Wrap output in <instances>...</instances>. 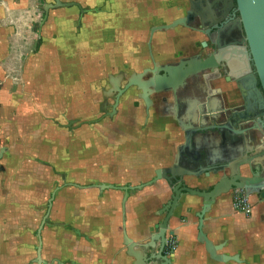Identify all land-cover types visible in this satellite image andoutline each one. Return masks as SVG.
Masks as SVG:
<instances>
[{"label": "crops", "instance_id": "obj_1", "mask_svg": "<svg viewBox=\"0 0 264 264\" xmlns=\"http://www.w3.org/2000/svg\"><path fill=\"white\" fill-rule=\"evenodd\" d=\"M35 1L37 0H0V80L3 75L6 76V83L0 91L2 143L8 133V127H4V124H8L3 123L2 119L6 113L4 100L7 96V83L12 79L9 71L13 66L9 63L8 54L11 49L14 50L19 35L24 33L27 13H30V9H34L33 13L39 12L38 9L35 10ZM39 24L36 25L37 28ZM171 34L176 36L175 31ZM12 35H15V40ZM139 102L135 104L136 109L133 111L135 120H143V115H146L147 109ZM174 116L165 111L156 113L152 109L146 129L150 136L140 141L145 147L142 155H133L128 150V153L122 154L120 144L104 146L100 143L99 184H72L63 175V181L68 183L63 187H55L52 194H56L50 212L48 204L41 205L36 200L40 190L39 183L29 181L23 175L25 170H39L42 164L39 146L29 151L24 144H14L11 137V158L9 156L0 161V166L10 170V173L0 171V264H37L39 229L44 220L41 232V256L44 264H133L128 255L126 238L140 244L149 241L164 218L159 215V210L171 199L172 190L164 180L128 193L119 187L146 184L155 177L158 168L169 167L177 162V151L183 141ZM12 132L13 129L10 128L9 135ZM20 140L24 141L23 137ZM201 141L212 147L219 144L217 135L213 132L202 137ZM256 149H264V140H261ZM104 157H107V161ZM217 179L218 177H214L208 180L202 175L200 178L186 177L185 181L191 188L209 189ZM95 185H112L118 188L103 190ZM77 197L78 202L72 201ZM50 201L51 198L48 203ZM254 202L253 214L249 218L253 223H261L264 230L261 220L264 218V204L258 206L257 201ZM201 208L200 198L185 196L170 221L167 237L172 236L176 241L174 264H212L205 247L197 241L196 214ZM246 218L248 217L234 206V193L223 195L206 215L205 232L215 242L229 238L232 244H236L235 236L249 238L253 235L264 240L263 231L251 233L245 229ZM262 261L263 259L260 261L256 258L257 263Z\"/></svg>", "mask_w": 264, "mask_h": 264}, {"label": "rangeland", "instance_id": "obj_2", "mask_svg": "<svg viewBox=\"0 0 264 264\" xmlns=\"http://www.w3.org/2000/svg\"><path fill=\"white\" fill-rule=\"evenodd\" d=\"M61 2L77 6L47 13L44 7L54 5V0L35 1L39 12L30 9L27 13L24 33L8 54L12 79L7 83L2 122L8 124H4L8 135L13 129L10 137L14 144H24L29 151L40 148L39 170H25L23 175L39 183L36 200L41 205L48 204L55 187H63L69 180L79 185L99 184L100 143L120 144L122 154H143L145 147L140 141L150 136L146 132L149 121L145 123V115L143 120L133 118L130 94L121 99L111 118L105 116L101 105L111 88L110 75L124 73L125 85L130 73H139L145 66L149 24L160 20L158 13L165 11V21L176 14V0ZM147 7L152 13L149 24ZM12 38L15 40V35ZM108 102L114 104L111 98ZM70 123L71 129L67 127ZM63 175L68 182L63 181ZM255 200L248 199V209L253 211ZM72 201L78 202L79 197ZM239 212L252 216V212Z\"/></svg>", "mask_w": 264, "mask_h": 264}, {"label": "water", "instance_id": "obj_3", "mask_svg": "<svg viewBox=\"0 0 264 264\" xmlns=\"http://www.w3.org/2000/svg\"><path fill=\"white\" fill-rule=\"evenodd\" d=\"M54 5H48L46 12L58 7H70L75 3H63L61 0H54ZM238 10L241 14L242 24L246 34V45L243 47L233 46L230 48L231 75L234 76L238 84L243 87L244 99L249 103L250 99L261 109L260 112L253 110L247 114L244 123L254 122V127L246 128V132L260 129L256 124L262 122L264 117V0H237ZM47 15V14H46ZM186 19H178L168 25L159 26L152 29L153 36L157 31H168L175 29L179 25L185 24ZM221 57H211L208 59H194L181 66H163L157 63L154 68L145 70L142 73H135L123 86L126 75L120 73L118 76L110 75L111 88L105 92L106 97L114 96L115 103L110 117L117 113L120 99L123 94L132 87H137L140 91L139 98L142 99L147 110L150 109L152 101L150 95L153 93L171 91L176 94L178 86L182 85L184 80L192 75L204 72L217 66ZM147 72L154 76L148 80L144 77ZM259 83L261 88H259ZM123 86V87H122ZM153 88V89H152ZM247 92V94H246ZM211 117H210V116ZM217 112H201L197 118L193 119L191 124V133L187 138V143L179 149L176 163L169 167H161L155 171V177L148 183L135 187H119L120 190L128 191L141 190L147 186L156 184L164 180L172 190L171 199L159 210V215L164 216L163 220L157 225L155 231L151 234L147 243H137L126 238L128 255L135 259V264H172L170 259L163 253L168 247V235L170 231V221L175 211L180 205V201L185 196L198 197L202 201V208L196 214L198 218V237L199 243L204 245L206 252L210 257L218 262L226 263L233 259L226 255L219 254L221 246H215L204 231L206 215L211 211L212 206L221 196L235 193L242 190L248 196L256 197L260 205L264 204V151L258 152L255 145L246 146L240 143L235 134L229 136L228 147L224 150L218 148L208 150L204 154L198 153L192 143V135H207L213 132L225 138V131L234 130L231 122L227 125L220 124ZM200 134V135H199ZM202 137L199 138L201 140ZM3 157V151H0V160ZM259 159H262L260 162ZM202 175L210 180L218 177L217 181L209 189L191 188L187 185L186 177L200 178ZM99 189H116L112 185H95ZM55 195L50 201V207ZM48 216H46L47 218ZM45 218V219H46ZM45 225V220L39 229L40 246L38 248L37 264H44L41 256L42 241L41 232ZM172 235L173 233L170 232ZM156 246H159L158 255H154ZM160 263H159V262Z\"/></svg>", "mask_w": 264, "mask_h": 264}, {"label": "flooded vegetation", "instance_id": "obj_4", "mask_svg": "<svg viewBox=\"0 0 264 264\" xmlns=\"http://www.w3.org/2000/svg\"><path fill=\"white\" fill-rule=\"evenodd\" d=\"M74 6L77 5L75 4ZM79 7L81 6L79 5ZM147 10L149 17H146V21L147 23H151L149 18L152 17V13L149 8ZM174 11H176V14L170 21L162 20L165 11H160L158 16H156L160 20L154 24L148 23L150 26L149 37L146 41V64L139 73L153 69L155 63L160 67L181 66L194 59L203 60L218 56L222 59L218 62V65L212 67V69L187 77L183 84L178 86L176 94L165 90L164 92L150 95L152 105L148 111L146 110V115L144 117L145 123L150 120L152 109L156 113L160 111L172 113L175 115V122L181 131V138L183 141L181 147H184L192 131L190 125L194 123L192 122L194 121L193 119L197 118L196 116L200 115L201 112L215 111L220 114V124L227 125L231 122L235 128L231 131H225L224 139L221 135H217L219 144L214 147H212L211 144L199 140L200 137L206 135L199 134L200 136L198 138V135L193 134L192 143L198 153L204 154L207 149L214 150L218 148L219 150H224L228 147L227 142L229 141V136L232 134H235L245 148L246 146L250 147L252 145L256 147L260 144L261 140H264V117L261 118L262 122L256 120V124L260 129L257 127L255 131L250 133L246 132V128L254 127V122L247 124L244 123L243 119L247 117L249 112L253 110L260 112L261 109L258 108L259 106L254 100L250 99L248 103L244 99L245 91L243 87L238 84L237 79L231 75V67L228 61L230 60L231 54L230 48L233 46L243 47L246 45V34L242 24L241 14L238 10L237 0H176ZM48 15L49 14L45 16V20L48 18ZM182 18L186 19L185 24L179 25L175 29L168 31H157L151 36L153 28L171 24L175 20ZM172 31L176 32V36H172ZM159 32L163 33L162 36L159 35ZM133 74H135V72L130 73V75L127 76L128 79ZM153 76L151 72H147L144 79L148 80ZM5 78L6 76L3 75L0 80V91L3 90L2 85L6 83ZM108 80L110 82L109 77ZM258 86L261 88L260 83ZM137 90V87L130 88L123 94L121 99L127 94H130L129 97L132 109H136L135 104L139 101L143 102L147 109L145 102L139 98L140 91ZM137 92L138 94H134ZM110 98L113 99L115 103V94L110 97H105L104 95L105 100L101 105V110L104 111L105 116L108 117H110L114 105L109 104L108 99ZM70 125L67 126L69 129L72 128V123H70ZM10 143H12V139L7 133L5 141H3V143L0 141V151H3V157L0 161L7 159L9 156L11 158ZM181 147H179V149ZM179 149L177 153H179ZM261 151H264V149ZM261 151L259 150L258 152ZM0 171L2 173H10V170L3 165L0 166ZM53 194L55 195L56 193ZM53 194L51 195V199ZM244 194L248 196L246 192H244ZM248 198L251 199V196H248ZM256 201L259 206L260 204L257 198ZM48 205L50 207V202ZM51 208L52 205L49 208V212ZM261 220L264 223V218ZM245 222L244 226L247 231L251 233L264 232L261 228V223H253L249 217L246 218ZM209 239L215 246L222 247L219 254L233 258L223 263L213 260L207 253L208 260L212 264H263L264 262V240L258 235L249 236V238L235 236L234 243L236 244H232L233 242H231L229 238L220 242H215L210 237ZM151 253L158 255L159 246H156V250ZM174 253V251H169L168 247L163 253L170 259L172 264H174L175 260ZM130 258L132 259V263L135 264V259L133 257ZM256 258H259L260 261L263 259L262 263H257ZM147 264H154V262H149Z\"/></svg>", "mask_w": 264, "mask_h": 264}, {"label": "built area", "instance_id": "obj_5", "mask_svg": "<svg viewBox=\"0 0 264 264\" xmlns=\"http://www.w3.org/2000/svg\"><path fill=\"white\" fill-rule=\"evenodd\" d=\"M248 196L244 195V192L242 190H237L234 193V206L235 208L239 211H244L246 213H251L252 210L248 209ZM237 200V202H236ZM168 250L169 251H174L175 250V246H176V241L175 239L171 236V238H168Z\"/></svg>", "mask_w": 264, "mask_h": 264}]
</instances>
